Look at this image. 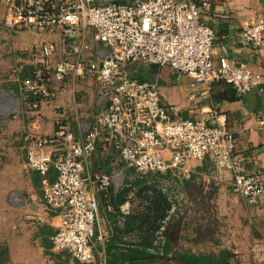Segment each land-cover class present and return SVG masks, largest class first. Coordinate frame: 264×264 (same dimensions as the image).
I'll return each mask as SVG.
<instances>
[{"label": "built area", "instance_id": "obj_1", "mask_svg": "<svg viewBox=\"0 0 264 264\" xmlns=\"http://www.w3.org/2000/svg\"><path fill=\"white\" fill-rule=\"evenodd\" d=\"M212 1L0 0L3 29L58 35L23 50L31 67L15 80L31 96L30 107L49 102L54 86L75 103L77 84L91 78L96 85L101 110L91 119L64 105L56 112L52 135L23 134L27 163L41 176L43 200L60 218L51 236L55 252L108 264L114 226L102 212L100 193L109 213L114 209L110 187L117 192L137 179L189 172L192 159L208 158L219 172H230L235 192L247 204L263 197V172L246 170L235 133L221 122L219 111L213 107L187 117L165 101L160 77L142 76L147 66L191 76V98L200 86L209 94L222 81L241 94L262 85L264 75L243 61L222 56L215 65L217 32L203 20ZM240 36L262 46L264 22L250 24ZM92 156L111 157L113 169H92Z\"/></svg>", "mask_w": 264, "mask_h": 264}, {"label": "rangeland", "instance_id": "obj_2", "mask_svg": "<svg viewBox=\"0 0 264 264\" xmlns=\"http://www.w3.org/2000/svg\"><path fill=\"white\" fill-rule=\"evenodd\" d=\"M50 39H58V35L30 29L11 32L3 29L0 23V85L3 88L0 91V128L24 108L23 95L15 80L29 71L25 65L29 55L23 50ZM167 84L162 80L164 90H167ZM95 87V81L89 79L75 88L79 112L84 117H89L87 114L92 110ZM20 160L24 162L22 153ZM99 163L103 164L96 160V164ZM188 167L189 172L180 171L177 176H151L145 180L162 189L172 203V209L161 221L162 227L157 232V245L162 246L168 236L176 250L186 252L219 254L228 250L235 255L239 248V257L234 260L240 263L235 264L252 263L253 249L263 247L259 243L264 242V212L260 205L247 204L235 192L231 175L219 172L212 163L192 160ZM0 171L3 178L8 175L5 166L1 165ZM23 171L25 178L27 171ZM136 189L137 185L128 193L124 213L143 208L144 200L136 196ZM26 192L18 195L12 192L0 199V246L8 247L7 264H87L69 253L55 252L50 240L47 246L40 243L36 233L43 222L42 214L29 209L30 198ZM40 194L42 196L41 188ZM118 220L122 221V216ZM125 238L133 240L129 235ZM175 263L176 260L169 262Z\"/></svg>", "mask_w": 264, "mask_h": 264}, {"label": "crops", "instance_id": "obj_3", "mask_svg": "<svg viewBox=\"0 0 264 264\" xmlns=\"http://www.w3.org/2000/svg\"><path fill=\"white\" fill-rule=\"evenodd\" d=\"M2 15V8L0 7V23L2 22ZM203 20L217 32L213 49L215 65L219 64V59L222 56H227L230 59L235 58L245 62L248 67L264 75V43L255 48L243 42L240 36L242 29L250 24L264 22V0H213L210 6L203 11ZM25 61L27 62L26 67H31L29 56ZM145 70L146 72L142 75L144 79L160 77L161 86L162 80L168 83L167 90H164L166 87L162 86L164 98L169 103L178 106L185 116H200L215 107L219 111L221 122L235 133L237 138L236 153L243 161L246 170L251 172L259 169L264 174V126L261 124V119L264 117V81L260 87L246 94L239 93L234 86L226 81L215 84L209 94L203 93L200 86V93L195 98H191L190 94L193 89L191 76H179L170 67L147 66ZM2 89L0 85V91ZM21 94L23 95L21 101L24 108L13 115V120L5 121V127L0 128V166H5V170L8 172V175L3 178L0 171V199L5 194L14 192L13 195H18L22 191H27L26 193L29 194L28 197L30 198V203L27 206L31 211H38L42 214L43 222H41L36 236L41 239L40 243L45 246V242L49 240L51 242V236L58 228L60 218L55 212L47 208L42 199L40 194L41 176L27 163L23 134L52 135L55 131L57 110L66 105L70 109L77 107L79 111V104L78 101L73 103L71 97L58 90L57 86L53 87L51 100L39 102L36 108L28 105L32 101L31 96L24 92ZM100 110L95 95H93L92 110L87 114L89 117L82 115L83 119H91L93 114ZM21 153L24 162L20 160ZM95 158L97 157L92 156L88 161L92 169H96L100 165L102 167L107 164L110 165L112 161L111 157L101 156L100 161L103 164H96ZM192 160L211 163L208 158ZM109 165H107L108 172L113 169ZM22 169L27 171L25 178ZM227 174L231 175L230 172ZM111 190L116 192L114 186L109 188V192ZM104 199L100 193L102 212L113 224L112 213L115 211V207L108 213ZM124 204L121 205L122 210ZM256 205H260L261 211L264 212V194L254 206ZM262 235L264 236V231ZM259 244L263 247L256 248V246L253 249V260L250 264H264V242ZM238 251L239 248L235 250L234 258L239 257ZM235 262L238 263L239 260H234V264ZM246 264H249V261Z\"/></svg>", "mask_w": 264, "mask_h": 264}, {"label": "trees", "instance_id": "obj_4", "mask_svg": "<svg viewBox=\"0 0 264 264\" xmlns=\"http://www.w3.org/2000/svg\"><path fill=\"white\" fill-rule=\"evenodd\" d=\"M136 185V196L144 200V206L141 210L124 213L121 205L128 201L127 195ZM104 200L107 201V198ZM108 200L115 207L112 213L114 233L107 247L108 264H169L171 260H176L175 264H234V256L228 250L219 254L176 250L168 236H165L162 246L157 245V232L162 227L161 221L172 209V203L165 192L154 184L137 179L131 186L125 185L117 192L111 190ZM120 216L122 221L118 220ZM126 235L132 236L133 240H127ZM7 258L8 247L0 246V264H7Z\"/></svg>", "mask_w": 264, "mask_h": 264}]
</instances>
